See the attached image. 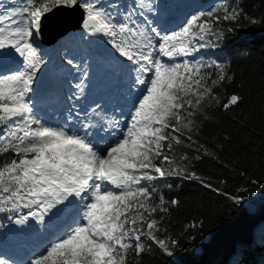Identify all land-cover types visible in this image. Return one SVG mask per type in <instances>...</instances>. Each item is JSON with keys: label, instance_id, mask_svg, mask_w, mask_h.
Here are the masks:
<instances>
[{"label": "snow or ice", "instance_id": "6c2138e0", "mask_svg": "<svg viewBox=\"0 0 264 264\" xmlns=\"http://www.w3.org/2000/svg\"><path fill=\"white\" fill-rule=\"evenodd\" d=\"M12 5L0 4V60L17 65L0 71V213L15 214L8 219L16 225L43 227L76 205L74 215L25 264H129L130 252L140 257L152 245L173 255L170 245L175 248L178 241L157 233L179 201L157 196L158 186L164 181L170 189L167 181L179 178L219 191L190 170L182 150L197 143V120L208 108L226 111L243 99L232 93L223 102L217 88L233 77L222 63L197 58L220 38L219 25L238 24L243 10L223 0L164 31L153 25L142 2L123 11L103 0H12ZM76 6L84 13V31L107 38L114 54L132 66L127 113L121 109L122 121L110 120L94 135L96 125L71 123L72 109L66 121L49 123L35 102L38 74L46 65L36 43L44 18L58 7ZM67 63L79 67L71 59ZM87 75L74 85L77 99ZM97 109L99 103L88 120L101 117ZM0 264L15 262L0 254Z\"/></svg>", "mask_w": 264, "mask_h": 264}, {"label": "trees", "instance_id": "16d2710c", "mask_svg": "<svg viewBox=\"0 0 264 264\" xmlns=\"http://www.w3.org/2000/svg\"><path fill=\"white\" fill-rule=\"evenodd\" d=\"M228 2L243 10L239 23L222 22L220 38L197 57L222 63L233 77L217 88L223 102L232 93L243 99L226 111L208 108L197 120V143L182 150L190 170L219 191L197 180L169 179L170 189L161 181L157 196L176 198L179 206L165 215L157 234L178 245H170L171 256L155 245L140 257L130 252L129 264H264V0ZM243 14L261 22L251 24ZM5 214L11 213H0V221ZM6 234L1 231L0 239Z\"/></svg>", "mask_w": 264, "mask_h": 264}, {"label": "bare ground", "instance_id": "6f19581e", "mask_svg": "<svg viewBox=\"0 0 264 264\" xmlns=\"http://www.w3.org/2000/svg\"><path fill=\"white\" fill-rule=\"evenodd\" d=\"M182 1H183V5H182L183 7L177 11V14H179V15L175 14V16H179L178 19L176 20V22H178V23L183 22V21L185 22L187 15L191 12L194 13L199 8V6H198L199 0H182ZM177 2L179 3L180 0H175V2H173V3L171 0V3L168 5L169 10H172V8H174L176 6ZM103 3L105 4L107 2H105V0H103ZM112 4L114 5V3H112ZM12 6H14V5H12ZM171 15H173V13ZM165 23L167 24V27H169V28L172 27V25H173V23L171 21H169V18L165 19ZM87 36H88V33H86L84 31V29L81 25V27L79 29L70 31L68 34L60 37V39H58V41L53 43L52 45H44V49L48 50L47 54L49 57V59L46 61L45 66L47 68H51L52 65L59 64L60 61H57V58L55 57V55H57V54L61 55L62 54L61 52H62L63 48H65V47H69V49H70L69 52H67V54L68 55L70 54L71 57H75L77 46L82 41L81 39L83 37H87ZM40 38H41V35L38 37L36 42L40 41ZM103 43H104L103 37H92V40H89V45H91V46H94L96 44H103ZM55 49H57V51H55ZM41 53H44V51H41ZM91 53H92V49L90 50V54H89L88 50H85L84 53H83V51L78 50V57L81 58V61L77 64L79 67L77 70V74L74 77V78H76L75 83L80 82V79L82 77L83 72L86 71L88 73L87 77L84 78L85 84H84L83 94H81L79 96V99L76 98L77 105H81V106H84V104H85V101H83V99H82L83 98L82 96L84 95V93L96 92L95 88L97 89V92H101L102 88L100 89V87L104 86L107 83H110L109 80L104 82L103 79H100L101 76L104 75V69L108 67L107 61H104L105 57L101 56V58H98L97 53L93 56ZM67 54L65 57L61 58L63 61V64L60 68H58V71H57L61 75L66 74L72 68V65H69L66 61V60H69V56ZM107 60H109L110 62H114L113 63V66H114L113 70H115L117 68L116 66H120V68H122V69H125V67H126V61H123L122 58L118 57L117 54H113L112 56L107 57ZM5 63L8 64L9 66H14L15 68L17 67V65L15 63H12L10 61L5 60ZM112 72H114V71H112V70L106 71V73H112ZM121 74H122V72H119L118 77H120ZM116 84L118 86L119 82H117ZM67 90H68V88H67V86H65L61 92H59V91L56 92L54 94V96L62 95L63 92H65ZM77 92H78V90L76 89V93ZM99 98L100 97L96 98L97 100L95 101V103H93L92 106H90V109L94 108L95 105L97 103H99L101 105V109H97V111L101 113L102 118L104 116V118L102 119L103 124L106 123L104 125H108V122L110 120L119 116L121 110L119 109V111H117L116 113L110 112L108 110V108L104 106V101L98 100ZM90 109H89V111H90ZM86 122L90 123L91 121L87 119ZM67 211L68 212L71 211L67 215L71 218V216L74 215L75 210L72 209L70 206L67 208ZM67 216L64 213L61 215V217H62L61 218L62 219L61 220L62 221L61 228L64 225L65 221L68 220V218H66ZM54 225L50 226V231H52L50 234L58 233L56 229L54 230ZM47 238L50 239V235L47 236ZM33 240L31 243H29V246H28L29 255H32L34 251L39 250V249L37 250V248H38L37 243L33 242ZM0 254H4L11 259H16L15 255H14V251L11 250L10 245H4L3 247H0ZM29 255H26V256L22 257L21 259H17V261H20L21 263H25V261L27 259H29Z\"/></svg>", "mask_w": 264, "mask_h": 264}, {"label": "rangeland", "instance_id": "374dc122", "mask_svg": "<svg viewBox=\"0 0 264 264\" xmlns=\"http://www.w3.org/2000/svg\"><path fill=\"white\" fill-rule=\"evenodd\" d=\"M2 1H4V0H0V3ZM8 1L12 2V0H8ZM220 1L221 0H199V5H198L199 8L194 13H192V12L189 13L187 15V17H186V20L191 15L197 14L200 11H208V10H210L213 6H215L218 3H220ZM105 2H107V3H105V5H113L112 3H114V5L117 6L119 9H121L122 11L127 8L126 5H125V0H105ZM167 2H168V4H170L171 0H167ZM173 2H175V0H172V3ZM182 5H183V1L180 0V2L179 3L177 2L176 6L174 8H172V10H167L166 17H169V21H171L173 23L172 27H170L168 29V31L176 30L180 26H182L183 23L186 22V21L185 22L183 21V22H180V23L176 22V20L178 19L179 16H175V14L179 15V14H177V11L180 10L183 7ZM172 13H173V15H171ZM114 14H116L115 11H114L113 15ZM68 33H66V34H68ZM92 37H103V36H101V35L90 36L88 34V36L86 38H88V40H92ZM36 43H37L38 50H39L41 56L45 60L49 59L48 54H47L48 50H45L44 47L42 46V44H40L38 42H36ZM98 46H99V44H96V45H94V47H92V49H94L95 47H98ZM64 50H65V48H63L62 53H64L63 52ZM41 51H44V53H41ZM55 51H57V49H55ZM64 56H66L65 53H64ZM55 57L57 58V61H58L59 60V56L56 55ZM198 59H200V58H198ZM62 64L63 63L61 61V63L58 64V67L61 66ZM249 206H251V205H249ZM68 207H70V205ZM24 211H27V210H24ZM70 212H68L67 209H66L64 212H62V214L64 213L67 216L68 213H70ZM9 215H13L14 216L15 214H13V213L5 214L4 216H2V221H0V234H1V231H3V230H4V232L7 233L6 235H4L3 239H0V247H3L4 245H13V246H17V244L22 245V242L25 241V238L23 237V235L28 233L27 230L30 229V226H28V225L27 226L16 225L11 220H10V223L8 225L4 226L3 225V223H5L4 220H6ZM39 229H41V227ZM4 256H6V255H4ZM10 260L14 261L15 264H25V263H16L15 259H10Z\"/></svg>", "mask_w": 264, "mask_h": 264}, {"label": "water", "instance_id": "95a60500", "mask_svg": "<svg viewBox=\"0 0 264 264\" xmlns=\"http://www.w3.org/2000/svg\"><path fill=\"white\" fill-rule=\"evenodd\" d=\"M83 16V10L78 6L58 7L52 13L46 14L41 30L43 42L51 45L66 33L80 28Z\"/></svg>", "mask_w": 264, "mask_h": 264}]
</instances>
